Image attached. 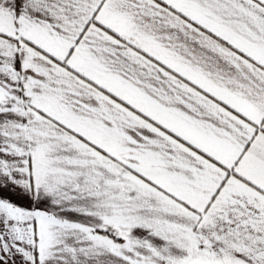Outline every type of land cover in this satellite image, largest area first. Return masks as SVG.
Returning <instances> with one entry per match:
<instances>
[{
	"label": "snow or ice",
	"instance_id": "6c2138e0",
	"mask_svg": "<svg viewBox=\"0 0 264 264\" xmlns=\"http://www.w3.org/2000/svg\"><path fill=\"white\" fill-rule=\"evenodd\" d=\"M0 264H264V0H0Z\"/></svg>",
	"mask_w": 264,
	"mask_h": 264
}]
</instances>
